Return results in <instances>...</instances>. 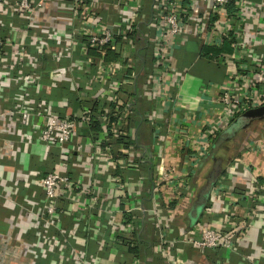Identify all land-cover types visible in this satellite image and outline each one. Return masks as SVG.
<instances>
[{"label": "crops", "instance_id": "1", "mask_svg": "<svg viewBox=\"0 0 264 264\" xmlns=\"http://www.w3.org/2000/svg\"><path fill=\"white\" fill-rule=\"evenodd\" d=\"M92 1L83 0L88 4ZM99 1L101 6L97 14L100 25L112 30L119 24L115 3L138 21L134 33L123 32L120 43L108 49L104 56L112 63H119L122 57L133 59L134 67L128 72L133 76L136 87L129 94L117 91L115 98L120 102V112L125 114V123L118 136L114 135L111 127L105 128L106 125L101 124L102 110L111 101L107 93L92 80L95 64L101 56L95 49L85 46L76 24L58 22L56 14L64 3L61 0H45L43 6L34 12L37 20L44 21L43 28L34 22L28 27L27 18L18 13L11 16L9 13L7 16L0 14V37L9 38L11 43L23 42L27 54L20 61L0 62V264H264L259 252L260 248H264V216L258 210H253L258 202L255 204L239 197L250 183L252 174L246 170H236L235 174L223 180V190H218L220 199L210 196L212 187L217 186V179L225 174L229 159L224 161L222 174L211 183L206 201L199 204L202 206L200 211L196 210L195 203L199 187L213 166V161L206 159L209 152L201 158L192 176L187 179L193 193H188L186 184L180 188L185 197L178 202L176 212L165 214L167 210L162 211L161 220L166 219L169 229L156 223L149 210L156 162L154 154L158 148L153 140V130L158 122L153 123L147 116L158 114L162 106L147 92L148 78L144 74L152 61V48L146 39L150 36L148 26L153 16L152 0ZM12 5L7 0L5 6L9 12ZM62 13L74 20L68 8L63 9ZM52 24L58 39L45 38L51 34ZM68 33L74 34L75 38L69 51L66 49L70 46L64 39ZM37 40L43 41L42 46ZM200 50L199 43L190 38L183 46L171 51L173 72H186L178 92L192 118L209 115L214 107L211 104L212 96L218 87L226 84L224 65L202 57ZM33 57L35 66L31 67L28 60ZM73 61H76V65ZM86 61L88 63L85 64ZM173 72L166 74L169 90L173 89L170 85ZM29 73L39 76L37 87L29 83ZM113 78L118 79L117 76ZM17 96L25 98L27 108L32 112L49 108L51 113L73 117L76 122L73 137L75 151L88 136L93 135L92 149H86L85 155H93L102 148L108 149L111 157L107 160L108 164L97 163L101 158L100 150L96 153L100 154V158L95 155L92 163L86 164L77 162L73 156H61L57 146L44 145L39 132L44 118L32 114L28 120L19 122V117L15 115ZM86 108L92 115L89 116L90 120L99 123L93 129L82 121ZM163 115L170 117L171 113ZM177 118L181 120L177 126L180 132L171 134L163 149L167 162L179 166L186 154L192 157L197 155L193 149L184 147L181 141L190 131L197 135L201 126L190 120L185 121L183 109L177 112ZM255 122L253 120L241 129L250 127L255 130ZM115 123L116 118L111 117L110 124ZM255 135L241 143L242 146L238 141L235 144L244 149V162H256V152L252 148L246 151V145L256 140ZM111 164H115L116 168ZM92 168L90 181L99 188L95 200L90 201V198L82 196L58 200V210L62 213L59 225L70 232L72 229L74 234H61L50 228L40 235L39 229L44 228L43 219L39 217L38 224H33L34 217L37 220V214L42 209L43 190L39 180L53 170L66 172L74 179L83 178L85 173L90 177L86 171ZM114 176H119L125 184L127 189L124 192L117 189ZM257 180L263 181L261 177ZM12 190L14 193H11ZM132 198L139 201L140 209L128 213L127 201ZM81 201L87 202L84 204L86 208L82 207ZM78 205L85 210L80 220L73 210ZM108 210L114 214L110 221H107L110 215ZM248 213L251 214L252 227L248 232L244 231L241 237L239 231L235 234L239 242L233 250L213 252L196 248L188 241L186 233L194 223L220 230L228 224H238L239 220L247 219ZM126 224H132V229H127ZM52 235L57 236L56 240L50 239ZM195 238H199V234H195ZM47 243L53 245L41 250ZM73 251L82 253L83 262L71 260ZM162 252L167 256H163Z\"/></svg>", "mask_w": 264, "mask_h": 264}, {"label": "built area", "instance_id": "2", "mask_svg": "<svg viewBox=\"0 0 264 264\" xmlns=\"http://www.w3.org/2000/svg\"><path fill=\"white\" fill-rule=\"evenodd\" d=\"M61 1L64 6L56 14L57 19H59L58 22L76 24L79 37L85 41V46L95 49L101 56L95 64L92 80L111 98V101L107 104L108 106L102 110L101 124L106 125L105 128L111 127L114 135L118 136L121 127L125 123L123 121L125 114L120 112V102H117L115 98L117 97V91L120 90L129 94L136 87L133 76L128 72L129 69L134 67L133 59L122 57L119 63H112L105 60L104 56L108 49L120 43V36L123 32L134 33L138 21L130 14H126L122 6L115 3L119 24L110 30L106 26L100 25L98 21L97 10L101 6L99 0H93L90 4L83 2V0ZM6 3L7 0H0V14L7 16L9 13V16H11L12 13H18V15L27 18L28 27L33 25L34 22L43 28L44 21L37 20L34 12L43 6L45 0H10V3L13 4L10 12L5 6ZM151 7L153 16L148 26L150 36L146 39L149 47L152 48V61L144 74L148 78L147 92L151 94V97L156 98L162 107L159 109L158 114L153 113L151 116H147L149 120H153V123L158 122V125H154L155 129L153 130V140L158 148L155 149L156 153L154 154L156 162L154 176L151 180L152 198L150 199L151 207L149 211L160 227L169 229L166 219L161 220L162 211L167 210L165 214L176 212L178 202L185 197L181 194L180 188L188 184V177L198 166L201 158L208 154L217 135L224 132L246 110L264 104V0H152ZM65 8L71 11L74 20L68 14L62 13ZM40 19H43V17H40ZM51 26V34L46 35L45 38L58 39L56 29L53 24ZM44 30L47 31V29ZM73 35L68 33L67 37L64 38L67 45L70 46L66 49L67 51L70 50L71 44L74 42ZM190 38L197 41L201 47H220L226 43L231 50L229 54H222L219 62L224 65L226 70V84L218 87L217 92L212 96L211 104L214 107L209 115L203 114L197 118H192L188 114L178 92L186 72L175 69L173 72L171 60L172 49L183 46ZM37 41L42 46L43 41ZM23 45V42L11 43L9 38L0 37V62L12 63L15 59L18 61L23 60L27 55ZM41 49L42 47L39 48V50ZM28 61L31 67L35 66L34 57ZM75 62L74 65H76ZM71 68L73 67L71 66ZM168 72L174 73L170 82L172 90H169L166 86V74ZM29 74V83L37 87L39 76ZM113 76H117L118 79L113 78ZM115 81L117 82L115 83ZM24 82L23 80L22 83L24 84ZM16 101L17 110L15 115L19 117V122L22 123L28 120L32 114L44 118V123L39 130L40 139L44 145L57 146L60 148L61 156H73V159L77 162L86 164H91L97 151L100 150L101 158L100 154L96 155L98 159L100 158L97 163L108 164L107 160L111 158L108 149L102 148L93 155L92 153L85 155L87 150L92 149L91 138H93V135L88 136L75 151L73 137L76 122L73 117L51 113L49 108L41 112H32L27 108L28 104L23 96H17ZM182 109L185 111V121L190 120L192 123L199 124L201 129L197 132V135L191 131L186 133V137L181 141L184 147L193 149L197 155L192 157L186 154L181 164L176 166L167 162L163 148L171 134H179L180 132V127L177 126L180 125L181 120L177 118V112ZM169 112L171 113L170 117L163 115ZM89 116L92 117L90 110L86 108L82 121L84 120L89 124ZM111 117L116 118L114 125L110 124ZM246 147L248 148L246 151H250V148H252L253 152H256V162H244L242 157L244 149H240L224 170L225 174L217 179V186L212 187L210 196L213 195L220 199L221 195L218 190H223V180L235 174L238 169L246 170L252 174V179L246 190L239 194V197L254 201L255 204L258 202L257 207L253 210L255 212L258 210L264 216V136L256 134V140H251ZM103 156H105V159ZM111 165L116 168L115 164ZM93 168L86 171L90 177H87L85 173L83 178L74 179L66 172L53 170L39 180L43 190L42 209L41 213L37 214V220L34 217L33 224H38L39 217L43 219L44 228L39 229L40 235H44L50 228L61 234H74L72 229L70 232V230L61 228L59 225L62 213L58 210V200L70 197L79 198L81 196L90 198V201L95 200L99 188H96L95 183L90 181ZM258 177H261L263 181H258ZM113 181L120 192L127 189L119 176H114ZM187 190L188 193H193L190 182ZM11 193H14V190ZM81 203L83 204L82 207L86 208L84 204L87 202L81 201ZM127 204L126 211L128 213L140 209L139 201H133V198L127 201ZM73 210L78 220L83 218L84 209L79 208L78 205L74 206ZM108 214L110 215L107 217V221H110L113 219L114 214L112 210H108ZM250 215L248 213L247 219L239 220L238 224H228L232 227L226 225L224 229L220 230L194 223L187 230L188 241L196 248L213 252L233 250L239 242V237L237 239L235 234L239 231L241 237L244 231L248 232L252 227ZM126 225L127 229H132V224ZM195 234H199V238H195ZM56 237L52 235L50 239L54 241ZM51 245L53 244L47 243L46 247L40 249H49ZM259 252L261 257L264 258V248H260ZM163 256H167V254L164 252ZM70 258L73 262L76 259L82 261V253L76 254L73 251Z\"/></svg>", "mask_w": 264, "mask_h": 264}, {"label": "trees", "instance_id": "3", "mask_svg": "<svg viewBox=\"0 0 264 264\" xmlns=\"http://www.w3.org/2000/svg\"><path fill=\"white\" fill-rule=\"evenodd\" d=\"M230 48L228 44H223L220 47H209V46H202L200 50V54L202 57L207 58L209 60H216L218 62L221 61V55L227 51H229ZM90 120L89 125L93 129V126H97L99 124L98 122H94ZM99 128V126H98ZM95 129V128H94ZM241 129V128H240ZM238 129V130H240ZM237 130H234L233 132H221L217 135L216 139L214 140V143L211 147V150L209 151L208 157L213 161V166L207 171L205 176V181L202 183V185L199 187L198 193H197V199H196V210L200 206L202 202H205L208 196V189L212 182H215L216 179L219 177L220 174H222L223 171V162L224 159L221 157H217L216 154H218L219 146L221 145V142L225 140V137H229V135H233L236 133ZM235 135V134H234ZM219 155V154H218ZM207 158V156H206ZM215 180V181H214Z\"/></svg>", "mask_w": 264, "mask_h": 264}, {"label": "rangeland", "instance_id": "4", "mask_svg": "<svg viewBox=\"0 0 264 264\" xmlns=\"http://www.w3.org/2000/svg\"><path fill=\"white\" fill-rule=\"evenodd\" d=\"M253 124H256L255 130L253 128L247 127L245 129L237 130V132L234 133L235 135L233 134L229 135V137H225V140L221 142V145L219 146V155L216 154V156L223 158L224 161L228 159L231 161L237 155L236 153L240 151V146H242L241 143H245L247 139H250L251 136H254V133L264 136V118L257 119ZM237 141L240 145L239 147H237L238 145H235L237 144ZM206 159L211 161L210 157H207Z\"/></svg>", "mask_w": 264, "mask_h": 264}, {"label": "water", "instance_id": "5", "mask_svg": "<svg viewBox=\"0 0 264 264\" xmlns=\"http://www.w3.org/2000/svg\"><path fill=\"white\" fill-rule=\"evenodd\" d=\"M264 118V104L255 108H250L238 116L225 130V132H233L247 126L253 120ZM202 206L197 208L200 211Z\"/></svg>", "mask_w": 264, "mask_h": 264}]
</instances>
